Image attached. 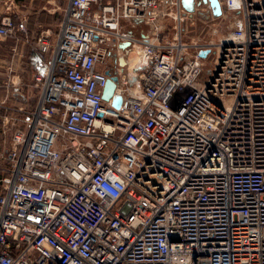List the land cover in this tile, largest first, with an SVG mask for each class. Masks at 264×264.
Wrapping results in <instances>:
<instances>
[{"label":"built area","instance_id":"built-area-1","mask_svg":"<svg viewBox=\"0 0 264 264\" xmlns=\"http://www.w3.org/2000/svg\"><path fill=\"white\" fill-rule=\"evenodd\" d=\"M65 1L0 0V264H264V0Z\"/></svg>","mask_w":264,"mask_h":264},{"label":"rangeland","instance_id":"rangeland-1","mask_svg":"<svg viewBox=\"0 0 264 264\" xmlns=\"http://www.w3.org/2000/svg\"><path fill=\"white\" fill-rule=\"evenodd\" d=\"M19 3H24L27 6V9L33 14L35 12H38L37 17L32 16L30 23H34L35 18L38 19L40 28H50L51 31L54 33L57 27V23L59 21L61 11L64 8L66 1L65 0H34L33 5H29V0H20ZM46 7V9H45ZM52 10V14L49 15L46 11ZM205 17H194L193 22L191 23L188 19L186 22V25H184L185 30L188 28L187 40H201V41H212L217 42L220 38H222L226 33L231 31L236 23L235 20V13H224L222 11V14L219 17L208 19L207 21H204ZM190 23L192 25H190ZM28 28H29V21H28ZM140 28H138L139 30ZM144 30H147L146 28H143ZM136 30L134 34L138 36L140 31ZM145 32V31H143ZM12 42L11 41H5L0 43V59L1 63H9L12 59L15 66H20L17 62L19 51L17 50V56L11 55L12 51ZM28 52V49H26ZM130 57V56H129ZM20 61L25 64V51L23 57L20 59ZM26 65V64H25ZM208 70V66H205L202 76H205L206 71ZM17 73H19V70H16ZM28 71V70H27ZM24 75V80H28V76L30 79L29 71L28 75L25 74V72L22 74ZM22 81V79H21ZM24 82V81H22Z\"/></svg>","mask_w":264,"mask_h":264},{"label":"water","instance_id":"water-1","mask_svg":"<svg viewBox=\"0 0 264 264\" xmlns=\"http://www.w3.org/2000/svg\"><path fill=\"white\" fill-rule=\"evenodd\" d=\"M206 3L209 4L211 8V14L214 18L219 17L222 14V9L219 3V0H198L197 5H205ZM182 7L185 11L192 13L194 10L193 6V0H181ZM127 46V44L121 45V48L124 49ZM207 54V51H202L199 53L200 57L205 58ZM123 61L120 59V65L123 66ZM109 75L108 73H106ZM116 77H109L106 81L105 87L102 92V99L103 101L107 102L114 93L115 86H116ZM121 104V97L119 95H114L112 97V103L111 105L114 108H118Z\"/></svg>","mask_w":264,"mask_h":264},{"label":"crops","instance_id":"crops-1","mask_svg":"<svg viewBox=\"0 0 264 264\" xmlns=\"http://www.w3.org/2000/svg\"><path fill=\"white\" fill-rule=\"evenodd\" d=\"M20 2V0H16V3H19ZM33 2H34V0H29V5H32V7H34V5H33ZM35 8V7H34ZM45 9H46V7H45ZM46 12H48V14L49 15H51L52 14V10H48V11H46ZM33 14H38V12H35V13H33ZM37 16V15H36ZM37 19V18H36ZM38 20V19H37Z\"/></svg>","mask_w":264,"mask_h":264},{"label":"bare ground","instance_id":"bare-ground-1","mask_svg":"<svg viewBox=\"0 0 264 264\" xmlns=\"http://www.w3.org/2000/svg\"><path fill=\"white\" fill-rule=\"evenodd\" d=\"M133 62V59L130 57L129 58V63L131 64ZM124 65V64H123Z\"/></svg>","mask_w":264,"mask_h":264},{"label":"flooded vegetation","instance_id":"flooded-vegetation-1","mask_svg":"<svg viewBox=\"0 0 264 264\" xmlns=\"http://www.w3.org/2000/svg\"><path fill=\"white\" fill-rule=\"evenodd\" d=\"M106 73H108V74H109V72H108V71H106Z\"/></svg>","mask_w":264,"mask_h":264}]
</instances>
